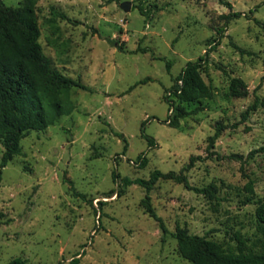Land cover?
Returning a JSON list of instances; mask_svg holds the SVG:
<instances>
[{
	"label": "rangeland",
	"instance_id": "obj_1",
	"mask_svg": "<svg viewBox=\"0 0 264 264\" xmlns=\"http://www.w3.org/2000/svg\"><path fill=\"white\" fill-rule=\"evenodd\" d=\"M52 9L66 19L51 22ZM35 10L44 55L87 89H72V113L30 132L0 170V264H190L172 237L177 227L230 244L233 232L250 236L256 206H242L234 189L251 184L264 199V154L248 158L264 147V108L242 118L255 97L264 100V0H35ZM199 58L212 96L170 127L164 95ZM233 78L246 96L230 95ZM217 122L226 128L208 151ZM155 170L213 185L217 200L158 181L149 196L163 234L142 204L145 190L121 183Z\"/></svg>",
	"mask_w": 264,
	"mask_h": 264
},
{
	"label": "trees",
	"instance_id": "obj_2",
	"mask_svg": "<svg viewBox=\"0 0 264 264\" xmlns=\"http://www.w3.org/2000/svg\"><path fill=\"white\" fill-rule=\"evenodd\" d=\"M138 9L141 15L148 17L143 7ZM57 18L65 20L66 16L52 9L51 22ZM39 37L35 0H23L17 7L0 5V144L3 148L0 170L15 156L20 155V142L30 132H42L61 117L72 113L74 109L70 99L72 89H87L79 80L66 77L53 68L42 51ZM216 42L218 41H213L214 46L217 45ZM137 51L146 53L148 49L138 48ZM203 63H206L204 58L187 62L173 79V85L167 89L164 100L172 113L167 120L170 127L177 128L179 120L188 116L189 109L204 99L211 98V90L201 76ZM166 68L169 70V63L166 64ZM229 93L234 97H244L248 93L247 86L241 79L233 78L229 84ZM258 108H264V100L255 97L247 111L242 114V118L246 119L249 112ZM235 126L232 125V128ZM225 128L220 122L215 124V132L208 138V151L214 148L216 140ZM115 135L125 141L121 134ZM147 142L149 146H153L152 139L147 138ZM257 154H264V147L251 151L248 158L251 159ZM113 178L117 179L118 176L113 174ZM160 180L183 184L191 191L217 200V191L213 185L201 189L194 188L189 185L182 173L163 174L155 170L146 180L121 179L123 188L137 185L145 190L146 195L142 204L146 213L159 223L163 234H166L167 230L162 219L154 212L149 196ZM234 190L242 206L247 204L256 206L253 216L254 231L250 236L233 232L230 239L234 244H230L191 234L185 227H177L172 237L176 240L179 255L190 264H264V199L256 197L251 184H247L243 190L237 188ZM9 264L25 263L20 259H14Z\"/></svg>",
	"mask_w": 264,
	"mask_h": 264
},
{
	"label": "water",
	"instance_id": "obj_3",
	"mask_svg": "<svg viewBox=\"0 0 264 264\" xmlns=\"http://www.w3.org/2000/svg\"><path fill=\"white\" fill-rule=\"evenodd\" d=\"M120 8L124 11V12H129L130 11V3L129 2H123L120 4Z\"/></svg>",
	"mask_w": 264,
	"mask_h": 264
}]
</instances>
